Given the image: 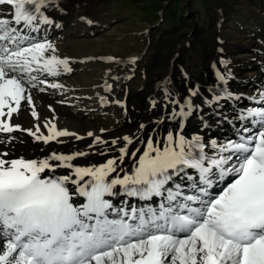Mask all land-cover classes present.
<instances>
[{"label": "snow or ice", "instance_id": "snow-or-ice-1", "mask_svg": "<svg viewBox=\"0 0 264 264\" xmlns=\"http://www.w3.org/2000/svg\"><path fill=\"white\" fill-rule=\"evenodd\" d=\"M52 2L0 0V133L27 132L46 145L67 143L60 137L84 139L49 120L43 121L47 135L39 123L33 130L12 122L22 101L40 120L31 89L63 87L40 75L72 71L52 42L33 35L53 23L45 14ZM216 76L227 85L221 71ZM190 91L191 97L199 95L198 89ZM191 97L179 116L192 111ZM242 99L260 106L245 105L235 117L237 138L224 142L188 138L181 125L162 140L117 137L109 145L116 156L98 149L52 150L32 159L0 151V264H264V92L234 96L224 87L205 102L211 107ZM87 136L93 137L89 149L109 144L93 132ZM13 139L7 136L0 144ZM136 143L145 145L142 152L129 147ZM94 154L104 161L81 162ZM126 158L133 162L130 172L124 168ZM116 197L125 198L119 206ZM154 198L160 200L158 208L129 203Z\"/></svg>", "mask_w": 264, "mask_h": 264}, {"label": "bare ground", "instance_id": "bare-ground-1", "mask_svg": "<svg viewBox=\"0 0 264 264\" xmlns=\"http://www.w3.org/2000/svg\"><path fill=\"white\" fill-rule=\"evenodd\" d=\"M81 0H54V2L50 3V6L55 8L59 7L60 9L64 10L66 13L71 8L73 11L74 16L76 17L73 22L75 23L72 26H69L68 28L71 29V33H65L64 37L61 40V44H59L60 41H55V46L57 49V52L55 53L58 55V52H62V50L65 52L64 55L66 56H74L75 49H82L80 47L81 44L87 45L89 48L88 54H81L80 57L85 58L84 66H91L92 68H95L97 65V61H100L99 58H109L112 56V53L109 55H100L97 54V50H103L107 49L108 51L114 50V47L112 44L106 41L105 38L101 37H91V38H78L81 36H88L83 35L81 30H89L97 28L98 25L90 16H86L84 13L87 12V8H89V12L93 13L96 11L95 7L91 5H85L84 6H75V3H79ZM91 0H82L81 2H86ZM83 5V3H81ZM248 6V5H247ZM86 7V8H85ZM252 11V9H251ZM256 11H252V15L254 16ZM255 17V16H254ZM80 19L83 23H85V26L80 29L81 34L79 36H76L74 34V29L76 27L77 22L80 23V21H77ZM95 19V18H94ZM88 21H92L91 24L88 23ZM220 21V20H219ZM264 23V22H263ZM82 24V23H81ZM201 25V24H200ZM197 25V29L202 31H205V28L202 24ZM83 26V25H82ZM200 27V28H199ZM264 28L260 29V31H263ZM221 33L223 35H226L222 30L220 29ZM87 33V32H86ZM248 33V35H247ZM243 30H238L237 35L234 37L233 40L226 39L225 37L222 38V41L218 43L219 50H217L213 55L207 56L205 52H203V45L195 44L194 45V52H196L198 58L193 62V65L191 66V69H189L188 65H182L180 63L177 68H175L173 71L170 72L169 80L174 83V89L171 92L172 97L171 100L179 101L178 104H172L167 101V98L158 100L156 98L149 99V96L145 98V96L150 92V90L156 86V80L155 78L159 74L160 64L162 56L159 55L153 65L152 68V74L150 76L149 85L150 90L149 92H138L135 96H129V101L132 103V109L129 110V116L134 117H142L146 116L145 122L140 123L145 125L144 128V134L143 139H146L148 135H152L154 138V141L156 139H160L162 136L163 131L153 130V126H157L158 128L162 125V127L165 126V122L162 121V123H151L157 120V116H160V119H162L163 114L168 113H175L182 105H186L187 100L191 97V91L194 89L199 90V95L196 97H191L192 102H200L207 104L206 100H211L214 92H215V71L217 69H229V71L226 74L230 75V72L232 74H235V78L240 84V87L242 86V81H245L249 75H252L255 73L253 63L252 61V50L256 47V42H254V37L250 36L253 35L251 32H247ZM51 34V33H50ZM71 34V35H70ZM94 35V34H93ZM199 41V38L196 39ZM243 43V48L240 51L238 55H233L234 57H231L229 55H226V52H230L233 50H236L238 48L237 44ZM253 44V45H252ZM263 46H260V50L263 51ZM177 51V50H175ZM79 52V51H77ZM206 57V58H205ZM135 58V57H134ZM219 58L224 61H227V65L221 63ZM109 62V60H105V62ZM131 61V60H130ZM182 62V61H181ZM191 60L189 61V64H191ZM184 64V63H183ZM174 66V65H173ZM176 66V65H175ZM250 66V67H248ZM89 68V67H88ZM89 70V69H88ZM240 70V71H239ZM248 70V71H247ZM237 71V73H235ZM245 71L249 72L247 74L243 73ZM109 69L105 67V69L102 71V77L101 80H104L107 78ZM115 72V71H114ZM158 73V74H157ZM83 74V73H82ZM81 74V75H82ZM181 76V77H180ZM231 76V75H230ZM80 77V76H78ZM85 77V76H84ZM162 77V76H161ZM181 78L182 80H178L176 78ZM73 78V77H72ZM82 78V77H80ZM121 77L118 76L116 73H110V76L108 78L109 83H103L101 85V88L98 91H93L95 98L97 99L99 96H107L109 99H115L117 97V82L119 81ZM159 78V76H158ZM189 82H186L189 80ZM239 78H242L241 80ZM76 81V78H75ZM79 81V80H78ZM79 84L81 85H92V82L87 80H82ZM108 85H111V90H107L104 92V89L107 88ZM94 87V86H93ZM96 87V86H95ZM94 87V89H95ZM242 88V87H241ZM38 89H35V92H31L33 95V104L35 106V109L40 117V120H37L36 118L32 117L31 115V108L27 105L26 101L21 102V110L18 114H13V123H18L21 125L22 128L28 129L32 128L35 130L34 125L40 124L41 125V132L44 135L48 134V130L43 127V121L49 120L57 125L58 130L67 129L70 132H75L78 135L84 137L83 140H76L74 137H60L59 140L67 141V143H56L55 141L50 142L49 144H44L43 141H37L34 137L29 136L27 132H15L7 136H13L16 137V139H13L10 143H4L0 144V151H9L13 158H18L20 156H23L25 158H32V159H40L48 154H50V151L55 150L57 152L69 154L75 151H90L94 152L96 149L101 151H108L109 156H116L119 155L118 151L115 150H109L110 142L119 137V136H113V134H103L100 129L101 127L94 128L93 126L97 125L94 123H91L89 119L87 120H81L79 118V115L77 113H71L69 110L64 109L60 107L58 104L54 102L48 101L45 96L44 92H37ZM155 102V106H153V103ZM165 104H170V107H167ZM162 105L161 112H157V107H160ZM51 106V108L49 107ZM175 109V112L173 111ZM54 110V111H53ZM153 112V117L151 118L149 113ZM90 116V115H89ZM158 119V121H160ZM112 124L111 122H109ZM199 123H206L204 113L202 118L199 119ZM131 123H121V124H112L113 127H115L117 130L116 133H119L121 130H125L130 126ZM189 125H191V122H188ZM134 126H136V123H133ZM149 126V127H148ZM104 128V127H103ZM157 128V129H158ZM93 132L95 136H100L102 140H106L109 142V144H102V145H96L95 149H89L88 145L93 142V137H88L87 133ZM39 135V133H38ZM124 135H128L132 137V135H129L128 131H124ZM7 136H0V139H5ZM107 146V149H106ZM120 144H117L114 146V148L120 147ZM145 147L144 144L136 143L134 147H130L132 150L135 148H140L141 150ZM140 153H137V156H139ZM88 160L92 163L96 162H103L105 157L100 155H90L87 158H80L81 162L83 163L84 160ZM127 159V158H126ZM133 165V162L131 159H127V163L124 165L125 169H129Z\"/></svg>", "mask_w": 264, "mask_h": 264}, {"label": "rangeland", "instance_id": "rangeland-1", "mask_svg": "<svg viewBox=\"0 0 264 264\" xmlns=\"http://www.w3.org/2000/svg\"><path fill=\"white\" fill-rule=\"evenodd\" d=\"M81 1L77 3L78 6H84L85 4L95 7L96 11L93 13L89 12V8H87L88 15L97 16L99 20H106L107 24L95 37L105 38L107 42L113 45L114 50H97V54L109 55L112 53L113 60L105 62L108 58L103 56L99 58L100 63L97 62L95 68L86 66L73 77L80 82L82 80L90 81L94 84V87H97L105 67L109 71H115L119 74L129 69L127 71L132 75L128 79V95L130 97L137 95L138 92H149L152 68L159 55L162 56V59L159 74L157 73L158 75L155 78L157 82L160 81L161 76L169 74V72L166 74L169 68L172 67L169 70L173 71L180 63L188 65L191 69L193 62L198 58L196 52L193 51L195 44L201 43L203 45V52L207 57L213 55L219 49L217 45L223 37L233 40L238 30H243L246 33L254 30V25L256 28H264V0ZM251 9L256 11L255 17L251 14ZM92 19L96 20L97 24L99 23L96 18ZM77 21H80V24L82 23V27L85 26V23L80 19ZM202 24L205 28L204 32L202 29H197V25L201 27ZM221 28L226 35L221 33ZM255 33L256 30H254ZM91 37L95 38L94 36ZM198 38L199 41L196 40ZM243 45V43H238L236 50L225 54L234 57L233 55L236 56L240 53ZM80 47L82 49H75L74 56L88 54L87 50L89 48L87 45L83 43ZM132 57L136 58L135 63L129 61ZM190 60L191 64H189ZM247 71L243 75L249 73ZM180 77L176 79L182 80ZM68 79L72 80V77ZM189 81L190 78L186 82ZM174 87L173 83V89ZM171 92L169 96L163 95L162 99L167 98V101L170 102ZM165 105L167 107L171 106L170 104ZM157 108L156 111L161 112L162 105ZM149 115L152 118L153 112H150ZM142 117L146 118V116ZM118 123H121V121Z\"/></svg>", "mask_w": 264, "mask_h": 264}]
</instances>
